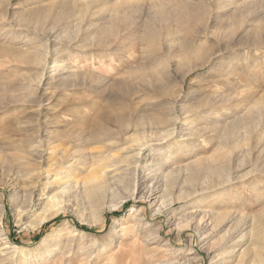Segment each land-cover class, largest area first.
Segmentation results:
<instances>
[{"label":"rangeland","instance_id":"374dc122","mask_svg":"<svg viewBox=\"0 0 264 264\" xmlns=\"http://www.w3.org/2000/svg\"><path fill=\"white\" fill-rule=\"evenodd\" d=\"M183 1L209 9L176 23L177 0H0V83L10 88L0 91V264H262L264 46L252 42L264 35V0ZM234 1L254 5L241 19ZM157 12L166 20H150ZM150 24L155 47L144 36ZM113 25L115 35L101 31ZM182 40L203 58L183 55ZM36 50L46 51L42 68L26 62ZM30 114L31 125L14 124ZM98 122L117 132L106 145L88 140ZM26 145L42 168L66 149L114 160L101 204L91 209L71 187L60 211L37 223L44 175L27 182L8 162ZM223 160L226 180L208 171ZM85 167L71 177L85 178Z\"/></svg>","mask_w":264,"mask_h":264},{"label":"bare ground","instance_id":"6f19581e","mask_svg":"<svg viewBox=\"0 0 264 264\" xmlns=\"http://www.w3.org/2000/svg\"><path fill=\"white\" fill-rule=\"evenodd\" d=\"M233 5H232L234 7L233 10L234 11L237 10L235 12V14H238L240 16V18L243 19L245 11L250 10L254 4L252 5L251 2H246V1L245 2H241L240 1V3H236L235 2V4H233ZM208 9L209 8L207 6H201L198 3H190L188 1L186 2V1H183V0H177V2L175 3V7L173 8L172 11L169 12V15H170L171 20L175 21L176 23H178L180 21H183L186 18L187 19L190 18L192 21H195V19L199 20L200 17L202 16V14L205 13ZM150 17H151L150 20H156L157 18H158L159 21L166 20V16L162 12H157V17H156L155 13L153 15H151ZM101 31L103 33H105V35L106 34L115 35L117 33V28H116V26L113 25V26H110L107 29L106 28L105 29L101 28ZM169 33H170L169 30L166 31V34H169ZM255 34H257V32H255ZM144 36L150 42V44L153 45L151 47H155L156 46V43H157V32L151 26V24L148 25V27L146 28ZM238 45H240V44L238 43ZM252 45H254V46L255 45H262V46H264V35L262 37H259L254 42H252ZM151 47H149V48H151ZM179 48L181 49V50L179 49V51L183 55H185L186 53H188V54L189 53H198V55L200 57L203 58V56H204V52L199 47V44H193V43H191V41L188 42V41L182 40L181 43H180V47ZM218 51H220V50H218ZM45 53H46V51H45ZM45 53L41 52V51H38V50L31 51L30 54H32L33 55L32 58L33 57L34 58L33 59L28 58V56H27L28 54H27V55H25V57L27 56V58H28V60L26 62H29V63L33 62L34 64H37L39 68L40 67L42 68L46 64V62H44V63L42 62L43 57L45 58L46 55H47ZM63 60L55 62V64H54L55 67H53V70H52L53 74H55L57 71L65 68V67L61 68L62 67L61 65L65 64V63H63ZM142 71H143V73H146L145 72L146 70H142ZM139 73H140V71L138 70V74ZM131 74L134 75V73H131ZM131 74H130V76H131V78H133L134 76L131 75ZM135 74H137V73L135 72ZM149 75L148 76H144V74L141 75L139 77L140 78L139 80L142 81L141 83H143V81L144 82L149 81L148 80V78H150ZM77 76L78 75L76 73H74L72 70L69 71V73H68V78L77 77ZM150 76H153V73H151ZM41 79L42 78H39L37 80V84L40 85ZM136 79H137V76H136ZM151 82H153V79H152ZM9 89L10 88H7V87H5L4 85H2L0 83V91L2 93L8 94L9 93ZM15 95H12L10 97L11 98L10 99L11 102H17L19 100V98L17 97L18 94L16 96ZM188 113H189V111H188ZM32 118H35V115L33 117L30 114L25 120H22L21 118L17 119L16 120L17 122L15 121L14 124L19 126V125H23L25 122H28L31 125L30 122L32 121ZM251 118H252V116L248 115V116L244 117L241 120V122L244 124V123H246V121L252 120ZM167 119L171 122V125L174 124L173 121H175V118H171L170 117V118H167ZM126 122H127V120H126L125 116H122V117L117 119L118 127L120 129H122V130H124V129H126L128 127V125H126ZM139 124H141V123L139 122ZM231 124H233V123H231ZM237 126H239V125H237ZM31 127L34 128V126H31ZM95 127L96 128L94 130L90 131L89 134H88V140L91 143H93V144H98V143L101 144V143H103V144L106 145V143H108V142L113 140L115 134L117 133V132H113L112 130L107 128L104 124L99 123V122L96 123ZM244 128L248 129L246 124H245ZM232 129H234V128H232ZM232 129H230V130H232ZM228 130H229V128H228ZM16 131H18V129ZM232 134L233 133H231V136H232ZM142 137L143 136H137L136 138L132 139V142H136L137 146L139 147L138 151H140L142 149V146L145 145V141L142 139ZM50 139H51V136H50ZM11 143H10V145H11ZM14 145H16V144H14ZM107 146H108V144H107ZM48 149L49 150H53L52 147H50ZM66 150H68V149H66ZM66 150L64 152H62L61 155L55 160L56 163H52L53 160H52L51 157L47 158V160L51 161V163L47 164L46 168H42L41 167V160H42L41 153L40 152H35L34 149L31 148V146H27L26 145V146H21V148H14V150H13L14 153H12L10 155V157L8 158V160H9L8 162L10 163V164L8 163L9 166H10L9 168L10 169L12 168L14 170V173H16L17 177H20L22 179L24 178L23 180H26L27 182L35 183V181H38L41 178V176L44 175L43 177H44L45 181L42 183V188H41V195L44 196V198L42 200L43 202L41 203L42 207L44 209L43 210L44 212L41 215V217L38 219L37 223H40L42 221H46L49 217L53 216L58 211H60L59 210L60 208L58 207V205H59V197L66 189H69L71 187L80 188L81 195L87 200L88 205H89V207L91 209L92 208L94 209L96 206L101 204V200H102L103 196H105L104 194L107 193L106 191L109 189V179H108V176L106 174V169L107 168H111V167L116 165V162L114 160L110 159V160H107L106 162L103 163L102 159L105 156H100V154H96V152H91L87 156L82 157V155L80 156L79 154H75L76 151H73L72 149H71L70 153H69V150L68 151H66ZM51 155L52 154H49L48 156H51ZM10 161H12L14 164H12ZM96 161L100 162V164L97 165V166L94 164ZM165 161L168 162L167 160H165ZM99 166H101V167L99 168ZM84 167L86 168V170H88V174L89 175L85 176V178H83L81 180H78L77 178L71 177V174H70L71 172L72 173L73 172H83ZM224 167H225V160L219 162L215 166H209L208 167V171L211 172V173H215V174L219 175L220 176V180H223V178H224L223 176L224 175L222 174V171L225 169ZM226 167H228V166H226ZM113 168H115V167H113ZM60 172H63V175H59ZM118 172H120V171H118ZM188 173H190L189 176L192 177L193 176L192 174H194L195 172L192 170V171H190ZM52 177H53V179H51ZM164 177H165L164 185L168 186L170 184V182H171V178L169 177L168 174L164 175ZM68 178H70V180H67ZM61 180H62V182H61ZM119 180L120 179H118V181ZM220 183H218V184H220ZM53 184H56V190L54 192H52V193H48L47 192V187H49V186H51ZM168 187H170V186H168ZM23 209H24V204H21L19 206L17 212H19L20 215H21V212L25 211ZM48 210H49V212L46 213V211H48ZM103 210H104V208H103ZM7 247H10V246H8V245L6 246V244H5L4 248H7ZM13 248H14V252H17L16 249H18V250L22 249L19 246H13ZM26 250H28V249H26ZM26 250H24V251H26ZM4 253H6V252H4ZM240 262L241 261L238 260V264H241ZM262 264H264V261L262 262Z\"/></svg>","mask_w":264,"mask_h":264},{"label":"trees","instance_id":"16d2710c","mask_svg":"<svg viewBox=\"0 0 264 264\" xmlns=\"http://www.w3.org/2000/svg\"><path fill=\"white\" fill-rule=\"evenodd\" d=\"M56 220H58V219H57V218H55V219H53V220H51V221L47 222V223H46V225H47V224H50V223H52V222H55ZM87 230H88V229H87Z\"/></svg>","mask_w":264,"mask_h":264}]
</instances>
